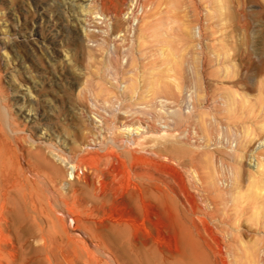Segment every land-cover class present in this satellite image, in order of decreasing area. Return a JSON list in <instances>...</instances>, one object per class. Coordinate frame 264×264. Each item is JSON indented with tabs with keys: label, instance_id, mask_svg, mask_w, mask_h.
<instances>
[{
	"label": "rangeland",
	"instance_id": "rangeland-1",
	"mask_svg": "<svg viewBox=\"0 0 264 264\" xmlns=\"http://www.w3.org/2000/svg\"><path fill=\"white\" fill-rule=\"evenodd\" d=\"M0 96L2 264H264V0H0Z\"/></svg>",
	"mask_w": 264,
	"mask_h": 264
},
{
	"label": "bare ground",
	"instance_id": "bare-ground-1",
	"mask_svg": "<svg viewBox=\"0 0 264 264\" xmlns=\"http://www.w3.org/2000/svg\"><path fill=\"white\" fill-rule=\"evenodd\" d=\"M78 4V3H77ZM134 5V4H133ZM77 6H79V5H77ZM80 6H82V5H80ZM80 8V7H79ZM138 23V22H137ZM197 36H199V31H197ZM152 73V72H151ZM29 92V91H28ZM29 94V93H28ZM31 94V93H30ZM32 95V94H31ZM30 97V96H29ZM4 98H2L1 96H0V132H3V129L4 128H7V130H10V127H11V125H13V120H12V118L10 117V112H9V109H8V107L4 104ZM165 138V137H164ZM169 138H171V137H169ZM45 141H47V139L48 138H43ZM260 143H263V142H260ZM34 144L32 143V145L31 146H33ZM46 145V144H45ZM49 145V144H48ZM260 146L262 147V145L260 144ZM259 147V146H258ZM260 148V147H259ZM253 153V152H252ZM255 153V152H254ZM133 154V153H132ZM134 155V154H133ZM11 159V154H10V152L8 151V150H5V149H3V148H1L0 147V235L3 233L2 232V230H3V225L5 224V223H7V221H8V219H7V216H6V214H5V196H6V191L11 187V183H10V179H11V177L13 176V174H12V172L9 170V167H8V162H9V160ZM254 163L253 164V169L254 170H258V168H259V162L257 163H255V158H253V156H251V158H250V163ZM66 164H68V168H69V170H70V172H69V175L70 176H72L73 175V173H75V171H77V166L76 165H74V164H71L70 165V163H66ZM132 170H133V168H132ZM129 171H130V169H129ZM135 176H136V178L140 181L139 182V184H137L136 182H133V183H131V182H129V184H128V186H127V190H128V192H129V197H130V199L131 200H133V202L135 203V202H138V201H140L141 202V204L143 205V207L145 208V209H147L151 204H152V202H153V190H154V183H153V180H152V178H151V174L149 173V172H146V171H138V172H136L135 173ZM22 179V178H21ZM13 186V185H12ZM89 198V197H88ZM99 198H100V195H99V193L97 192V190L95 189V187H93V189H92V197L90 198V199H88L87 201L85 200V199H80V198H78V197H74L73 198V202H74V204H73V206L74 205H77V206H79V207H82V208H84V210L86 211V212H88L90 209L89 208H86L85 207V203H87L88 201H89V204L91 205V206H93L94 208H96V206H97V204L98 203H100V200H99ZM65 200V199H64ZM63 200V204L64 205H66V206H68V205H70L67 201H64ZM72 208V207H71ZM76 210V209H75ZM92 210V209H91ZM33 213V212H32ZM68 216V215H67ZM66 217V216H65ZM69 217V216H68ZM69 220H70V218H69ZM75 220V219H74ZM74 223V222H73ZM259 228V227H258ZM262 228H263V226H262ZM124 230H127V228L125 227L124 228ZM263 231V230H262ZM264 232V231H263ZM264 235V234H263ZM90 236H91V238H96V235H93V234H90ZM177 238H176V241H175V243H174V245H173V249L171 248V247H169V249H168V247L166 246V248L168 249V250H166V248H165V250L164 249H161L162 247H160V249L158 250V252L157 253H159L160 255H161V257H162V261L163 262H165V257H167V256H169L171 259H177V260H180V261H185V262H188L189 264H192V263H190V260H189V255H186V253L184 252V250H183V247H182V244H181V237H180V234H178L177 233ZM203 237V236H202ZM199 238V237H198ZM204 238V237H203ZM211 238V237H210ZM227 238V237H226ZM236 237H234L233 238V240L235 239ZM215 239V238H214ZM223 239V238H222ZM212 240V239H211ZM134 241V240H133ZM132 240H131V238H128L127 240H126V243H127V246H128V248L130 249V251L131 252H133V253H135V254H137V253H139V249L136 247V246H134V242H133ZM197 241V240H196ZM207 241V240H206ZM223 241V240H222ZM146 242V241H145ZM145 242H144V246L143 247H147V244H145ZM201 242V241H200ZM216 242V241H215ZM215 242H214V244H215ZM202 243V242H201ZM213 243V242H212ZM235 243H237L236 242V240H235ZM239 243V242H238ZM171 244V243H170ZM209 245L211 244V243H208ZM240 244V243H239ZM226 245V244H225ZM224 245V247H226ZM244 245V244H243ZM242 245V246H243ZM212 246V248H214L215 246H216V244H215V246L213 247V244L211 245ZM220 246V245H219ZM240 246V245H239ZM217 247V246H216ZM244 248H245V245L243 246ZM243 247H242V249H243ZM248 247V246H247ZM164 248V247H163ZM171 248V249H170ZM221 248H222V246H221ZM238 248V247H237ZM240 248V247H239ZM150 250H152V247H150L149 248ZM204 249H205V247H204ZM207 249V248H206ZM205 249V250H206ZM217 249H218V247H217ZM225 249V248H224ZM233 249H235V248H233ZM241 249V250H242ZM187 250V249H186ZM185 250V251H186ZM199 250V249H198ZM208 250V249H207ZM206 250V251H207ZM222 250V249H221ZM245 250V249H244ZM243 250V253H244V255H245V253L247 252H245ZM249 250V249H248ZM205 251V252H206ZM218 251L220 252V250L218 249ZM227 251V250H226ZM229 251H230V248H229ZM239 251V250H238ZM216 252V251H215ZM214 252V253H215ZM242 252V251H241ZM9 252H8V249L6 250V248H4V247H0V264H2L1 263V260H4L5 259V257L7 256V254H8ZM212 253V252H211ZM222 253V252H221ZM248 253V252H247ZM141 254V253H140ZM228 254V253H227ZM233 254H239V253H235V251H234V253ZM232 254V255H233ZM212 255H213V253H212ZM216 255V254H215ZM214 255V256H215ZM222 255H224V254H222ZM232 255H230L231 257H232ZM244 255L242 256V257H244ZM249 255V254H248ZM248 255H246V258H247V256ZM252 255H254V254H252ZM143 256V255H142ZM141 256V257H142ZM227 256V255H226ZM234 256H236V255H234ZM257 256V255H256ZM262 256V255H261ZM140 257V258H141ZM223 256H221L220 254H219V260L217 259V260H215L214 261V263L215 264H226L224 261H223V259L221 260V258H222ZM225 257V256H224ZM223 257V258H224ZM237 257H240L239 255H237L236 256V258ZM233 258H235V257H233ZM235 258V259H236ZM245 257H244V259H246ZM250 258V257H249ZM142 259V258H141ZM214 259V258H213ZM229 259V258H228ZM232 259V258H231ZM235 259H233V261L235 260ZM239 259V258H238ZM238 259H236L237 261H238ZM243 258H242V260H244ZM225 260V259H224ZM236 260L234 261V262H236ZM240 260V259H239ZM259 260V259H258ZM145 261V260H144ZM192 261V260H191ZM241 261V260H240ZM240 261H238L239 263H237V264H241L240 263ZM142 262V261H141ZM194 262V261H193ZM227 263H228V260L226 261ZM241 262H243V261H241ZM251 262V261H250ZM250 262H249V264H250ZM144 263V262H143ZM235 263V264H236ZM256 263V262H255ZM258 263L260 264V262L258 261ZM145 264V263H144ZM231 264H232V262H231Z\"/></svg>",
	"mask_w": 264,
	"mask_h": 264
}]
</instances>
